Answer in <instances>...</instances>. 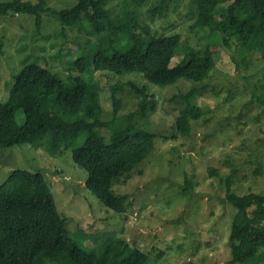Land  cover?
I'll return each instance as SVG.
<instances>
[{"label":"trees","instance_id":"obj_1","mask_svg":"<svg viewBox=\"0 0 264 264\" xmlns=\"http://www.w3.org/2000/svg\"><path fill=\"white\" fill-rule=\"evenodd\" d=\"M55 1L0 0V16L9 11L29 15L39 30L46 13L59 21L63 36L67 29L83 32L86 41L83 44L77 38L76 48L66 52L63 75L37 60L23 64L14 75L6 99L0 102V146L29 144L51 155L70 150L73 162L87 172L88 190L105 207L122 213L129 203L125 194L114 192V183L152 150L155 134L135 131L119 141L105 143L97 129L108 122L102 119L93 74L135 73L164 87L180 79L203 81L215 66L213 40L222 41L227 48L235 44L237 49H255L264 55V0H229L227 5H221L220 0H188L186 7L193 18L189 31L208 29L212 37L202 49L183 42L178 32L164 34L142 22L140 10L149 0H71L72 4L59 7L52 4ZM169 1L171 9L166 0H156L147 8L151 21L156 14L162 18L163 28L174 27L169 16L179 0ZM123 33L128 36L127 43L117 48L114 42ZM75 51L79 52L76 56ZM180 52L181 60L172 64ZM74 70L79 73L73 75ZM126 84L138 97L136 114L156 111L158 100L144 82L139 85L127 79ZM190 96L191 92H187L181 97L182 107L172 125L173 138L177 133L189 134L191 122L202 115V107L190 103ZM111 101L115 117L122 101L114 88ZM260 102L264 107V99ZM18 109L23 113L20 130L15 120ZM208 170L217 174L215 168ZM223 183L224 200L234 208L228 234L229 263L261 264L264 193L236 194L232 175L225 176ZM191 187L185 177L182 194ZM82 234L79 229L77 238L66 228L41 172L15 168L0 183V264H154L161 255L153 258L131 246L121 231ZM85 240L94 246H85Z\"/></svg>","mask_w":264,"mask_h":264},{"label":"rangeland","instance_id":"obj_2","mask_svg":"<svg viewBox=\"0 0 264 264\" xmlns=\"http://www.w3.org/2000/svg\"><path fill=\"white\" fill-rule=\"evenodd\" d=\"M166 1L171 9L172 1ZM187 1L179 0L170 14L173 28H163L157 14L151 21L147 8L156 0H149L141 8L140 18L150 23L152 30L178 32L183 42L202 49L212 37L208 29L189 31L193 18ZM228 3L229 0H220L221 5ZM52 4L59 7L72 1L57 0ZM79 37L85 44L83 32L67 29L63 36L59 21L46 13L39 30L29 15L9 11L0 16V102L6 99L14 75L29 60L65 74L66 52L76 48ZM127 39L126 33L121 34L114 46L122 49ZM90 48H94V41ZM211 51L215 66L198 82L180 79L161 87L135 73L93 74L102 119L108 122L97 129L105 143H114L135 131L155 134L152 150L114 183V192L125 194L129 203L122 213L105 207L88 190L87 172L73 162L70 150L51 155L29 144L0 146V183L15 168L41 172L73 236L77 237L79 229L82 235L98 230L121 231L131 246L153 258L161 253L154 264H245L229 263L228 234L234 208L224 200L223 178L233 176V191L238 195L264 193V107L260 102L264 99V55L255 49H237L235 44L227 48L222 41L214 40ZM181 58V52L176 54L172 64ZM78 73L73 71V75ZM127 79L147 85L158 100L155 112L136 114L138 97L125 85ZM113 88L122 101L115 117ZM187 92H191L190 103L200 105L203 112L191 122L189 134L177 133L173 138V121L182 107L181 97ZM131 114L132 119L127 118ZM15 120L20 130V109L15 112ZM208 168L217 169V174H211ZM185 177L192 187L182 194ZM83 244L94 246L90 240Z\"/></svg>","mask_w":264,"mask_h":264}]
</instances>
